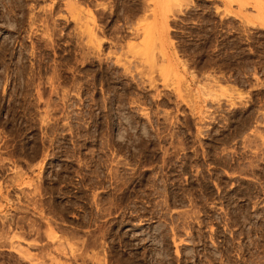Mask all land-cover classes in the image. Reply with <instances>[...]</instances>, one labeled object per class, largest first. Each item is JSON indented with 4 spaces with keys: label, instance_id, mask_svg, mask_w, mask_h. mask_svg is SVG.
I'll return each mask as SVG.
<instances>
[{
    "label": "rangeland",
    "instance_id": "374dc122",
    "mask_svg": "<svg viewBox=\"0 0 264 264\" xmlns=\"http://www.w3.org/2000/svg\"><path fill=\"white\" fill-rule=\"evenodd\" d=\"M0 264H264V0H0Z\"/></svg>",
    "mask_w": 264,
    "mask_h": 264
}]
</instances>
